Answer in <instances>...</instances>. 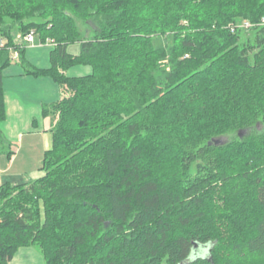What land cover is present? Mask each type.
<instances>
[{
  "label": "trees",
  "instance_id": "1",
  "mask_svg": "<svg viewBox=\"0 0 264 264\" xmlns=\"http://www.w3.org/2000/svg\"><path fill=\"white\" fill-rule=\"evenodd\" d=\"M30 33L49 68L25 62ZM14 52L62 97L42 175L0 185V264L31 246L44 264H264V0H0V123ZM160 153L181 180L153 176Z\"/></svg>",
  "mask_w": 264,
  "mask_h": 264
},
{
  "label": "crops",
  "instance_id": "2",
  "mask_svg": "<svg viewBox=\"0 0 264 264\" xmlns=\"http://www.w3.org/2000/svg\"><path fill=\"white\" fill-rule=\"evenodd\" d=\"M42 46L45 45H35V41L26 45L24 58L31 67L49 68V53L46 55ZM50 50L51 48L49 52ZM26 57L27 60L29 58L28 61ZM41 90H44L45 93L39 94ZM3 91L6 116L5 120L0 123V137L4 145L10 146L12 153L9 157L6 151L0 155H5L6 160L12 165L16 162L20 163L19 155L21 153L26 160L29 159L28 156L34 150L35 152L39 151L43 156L44 152L50 148L51 133L49 120L47 117L41 116L42 109L45 105L56 103L61 99L60 86L48 77L36 78L27 75L19 60H13V63L3 71ZM44 97L48 98L45 99ZM39 168L38 172H40ZM5 171H9V166ZM24 182H28V180ZM13 184L17 185L16 183ZM13 259L10 264H12Z\"/></svg>",
  "mask_w": 264,
  "mask_h": 264
},
{
  "label": "rangeland",
  "instance_id": "3",
  "mask_svg": "<svg viewBox=\"0 0 264 264\" xmlns=\"http://www.w3.org/2000/svg\"><path fill=\"white\" fill-rule=\"evenodd\" d=\"M76 23L79 26L80 31L84 32L85 29L81 25V21L76 20ZM12 35H13L14 41L18 42L19 34L17 32H14ZM251 39L252 37L249 34L245 33L241 35L242 43H246L248 40H251ZM169 41L170 40L168 39L166 40L158 39L154 41V45H156V47L164 46L166 45V43H169ZM38 44L39 42L36 39L35 45H38ZM42 48L44 50L43 52H45V54L48 55L50 47L48 45H45V46H42ZM68 52L71 54L77 55L79 53V44L76 43V44L69 46ZM31 59H33L32 56H31ZM26 60H27V57H26ZM90 72H91V69L89 67L76 66L70 69L67 74L68 76L75 77V76H84V75L89 74ZM44 93H45L44 90L43 91L41 90L39 94H44ZM44 98L46 99L48 97H44ZM47 119L49 120V128L50 130H52V128L55 126L57 122V117L55 118L47 117ZM207 124H210V122H208ZM229 139H230L229 137L225 136V137H221L220 140L223 142H226ZM225 155H227L224 161L225 162L224 166L226 168H229L230 170L231 169L237 170L245 166V162L241 160V157L243 158L246 157V155L243 152L237 154L234 152L231 153L228 150ZM165 156H166L165 154L163 155L160 153V157H162L161 158L162 163L154 165L156 161L153 162L154 164L151 166L153 176L160 179V181L165 177L166 179H170L172 183L178 180H181L180 178L183 176V174H182L181 166L178 164V160L174 156L173 157L172 156L165 157ZM19 157H20L19 158L20 163L16 162L14 165H12L6 160L5 155H0V185H2L4 182H7V181H9L10 184L12 185H14L13 183L21 184V183H24V181L26 180L32 181L35 178L41 176V173L37 171L38 168L41 166L42 160H43V156L40 154L39 151L35 152L34 150V152L28 156L29 158L28 160L23 158V153H21ZM8 166H9V171L7 172L5 170L8 168ZM13 176H17V177H13ZM16 193L17 191L13 192V195H15ZM256 213L257 211L255 210L254 214ZM206 254H207L206 251L203 250V248H201L199 252L191 254V258H195L198 255H200L201 257H205ZM12 264H44V262H43V258L41 256L39 249L36 246H31V247L19 250L18 253L14 257Z\"/></svg>",
  "mask_w": 264,
  "mask_h": 264
},
{
  "label": "built area",
  "instance_id": "4",
  "mask_svg": "<svg viewBox=\"0 0 264 264\" xmlns=\"http://www.w3.org/2000/svg\"><path fill=\"white\" fill-rule=\"evenodd\" d=\"M242 27H244L245 29L249 28V24L246 22L242 23ZM35 41V37L33 33L28 34L25 38H24V42L27 44H32ZM18 58V54L17 52H14L12 55V59L16 60Z\"/></svg>",
  "mask_w": 264,
  "mask_h": 264
},
{
  "label": "water",
  "instance_id": "5",
  "mask_svg": "<svg viewBox=\"0 0 264 264\" xmlns=\"http://www.w3.org/2000/svg\"><path fill=\"white\" fill-rule=\"evenodd\" d=\"M222 142H223V141H221V140H219V139H213V143H214L215 145H221ZM197 248H198V245L195 244V245H194V249H193V250H194L193 253H197V252H199V251H197Z\"/></svg>",
  "mask_w": 264,
  "mask_h": 264
}]
</instances>
